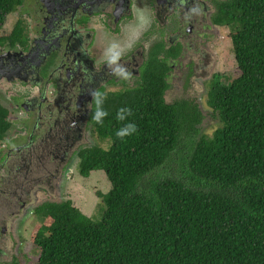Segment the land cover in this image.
Instances as JSON below:
<instances>
[{
    "label": "trees",
    "instance_id": "obj_1",
    "mask_svg": "<svg viewBox=\"0 0 264 264\" xmlns=\"http://www.w3.org/2000/svg\"><path fill=\"white\" fill-rule=\"evenodd\" d=\"M18 1L0 0V43L21 33L5 30ZM214 23L236 63L208 84L204 108L219 126L203 134L195 100L166 99L171 68L154 54L143 82L102 106L97 146L81 154L80 175L103 171L112 187L99 216L70 200L38 206L36 264H264V0H228ZM122 107L131 115L118 122ZM8 116L0 103V143ZM128 122L137 131L117 137Z\"/></svg>",
    "mask_w": 264,
    "mask_h": 264
},
{
    "label": "flooded vegetation",
    "instance_id": "obj_2",
    "mask_svg": "<svg viewBox=\"0 0 264 264\" xmlns=\"http://www.w3.org/2000/svg\"><path fill=\"white\" fill-rule=\"evenodd\" d=\"M227 1H18L5 30L21 33L0 43V103L10 124L0 143V244L11 233L20 248L15 221L62 201L81 154L97 146L94 94L102 107L137 87L154 54L167 60L169 78H181L174 91L207 78L198 72L215 64L214 19ZM12 260L0 246V264Z\"/></svg>",
    "mask_w": 264,
    "mask_h": 264
},
{
    "label": "rangeland",
    "instance_id": "obj_3",
    "mask_svg": "<svg viewBox=\"0 0 264 264\" xmlns=\"http://www.w3.org/2000/svg\"><path fill=\"white\" fill-rule=\"evenodd\" d=\"M210 49L216 55L214 66L207 68L206 71L198 72L199 74L208 73L207 78H199V80H196L193 88L188 86L187 89L183 88V90L179 91L170 89L166 91L165 94L166 99L171 102L181 99L195 100L203 111L205 119L203 120L202 130L203 134L207 135H212L214 130L219 126L217 119L213 118L211 113L204 108L205 99L208 94V84L216 74L227 75L233 74L236 71V63L232 52L233 45L227 30H220V35L216 38L215 47H213L211 43ZM171 76L169 82L173 85L174 82L181 79L176 77V74L173 73ZM101 145L102 147L108 148V142H103ZM69 180L63 190L62 201H72L73 205L81 210L82 213L90 218L96 219V216H99V207L102 203L99 194H107L112 188L106 174L103 171L94 172L89 179H85L80 175L77 168H75V171L70 174ZM0 209H2L1 205ZM34 217L33 212H30L27 219L21 220V218H19V220H16V223H14V233L16 236L19 234L18 238L22 243L20 248L16 250L17 237H14L11 233L5 235L7 237L6 240L1 239L0 246L5 250L12 251V257L18 259L20 264H36L38 259L36 247L32 243V235L35 233V225L37 224ZM11 259L10 257L9 261Z\"/></svg>",
    "mask_w": 264,
    "mask_h": 264
},
{
    "label": "clouds",
    "instance_id": "obj_4",
    "mask_svg": "<svg viewBox=\"0 0 264 264\" xmlns=\"http://www.w3.org/2000/svg\"><path fill=\"white\" fill-rule=\"evenodd\" d=\"M119 60V55H115L113 56L109 61V65H114L118 62ZM114 74L116 75H120L121 72L118 69H114ZM94 103L96 105L95 111L93 113L92 119L96 122V124L98 125H103L104 123V119L109 115V113L104 110L101 105L103 103L102 99L99 97V94H94ZM131 115V109L130 108H126V107H122L117 111V115H116V119L117 121H125L127 119L128 116ZM137 131V126L135 125V123L132 122H128L126 124H124L123 127L119 128L116 131V136L120 137V138H124L126 136H130L132 134H134Z\"/></svg>",
    "mask_w": 264,
    "mask_h": 264
}]
</instances>
